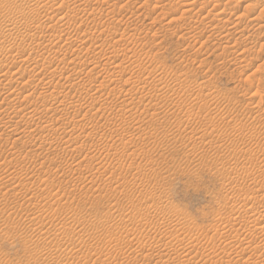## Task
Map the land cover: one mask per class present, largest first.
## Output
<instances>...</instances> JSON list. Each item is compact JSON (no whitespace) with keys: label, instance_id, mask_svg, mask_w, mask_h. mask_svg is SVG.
Returning a JSON list of instances; mask_svg holds the SVG:
<instances>
[{"label":"rangeland","instance_id":"1","mask_svg":"<svg viewBox=\"0 0 264 264\" xmlns=\"http://www.w3.org/2000/svg\"><path fill=\"white\" fill-rule=\"evenodd\" d=\"M0 264H264V0H0Z\"/></svg>","mask_w":264,"mask_h":264}]
</instances>
